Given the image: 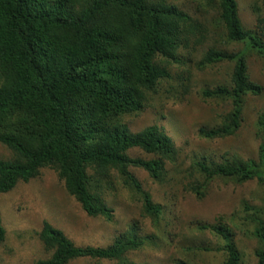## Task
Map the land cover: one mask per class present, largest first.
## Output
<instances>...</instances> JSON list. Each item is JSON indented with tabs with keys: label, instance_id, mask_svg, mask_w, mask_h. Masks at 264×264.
<instances>
[{
	"label": "trees",
	"instance_id": "16d2710c",
	"mask_svg": "<svg viewBox=\"0 0 264 264\" xmlns=\"http://www.w3.org/2000/svg\"><path fill=\"white\" fill-rule=\"evenodd\" d=\"M197 2L191 13L173 0H0V144L11 152L9 159H0V195L53 169L88 216L113 222L107 195L114 190V175L113 180L121 179L140 194L144 217L158 224L163 206L153 202L130 169L162 179L165 161L180 152L163 128L152 125L133 132L126 117L145 111L161 85L173 80L172 66L181 68V85H171L167 92L184 99L195 61L199 72L224 63L232 66L225 81L199 93L204 101L231 106L221 123L199 130L207 140L235 136L249 97L264 95L248 64L249 57H257L264 70V0L251 6L254 29L244 26L236 0ZM211 11L216 15L210 23L198 18ZM230 44L242 48L228 52L218 47ZM204 47L203 56L194 61V51ZM254 125L260 140L256 159L228 153L195 156L190 169L199 174L189 169L181 180L184 188L198 200L217 179L239 185L256 180L264 189V111ZM134 149L152 158L134 159ZM175 169L180 172L179 165ZM260 203H243L244 217L237 225L253 228L256 264H264V194ZM223 220L197 224V230L219 239L216 250L224 255L223 264H245L235 233ZM138 223L129 222L106 247H79L45 221L37 236L50 257L35 264L77 259L138 264L128 257L147 242ZM6 238L0 214V247Z\"/></svg>",
	"mask_w": 264,
	"mask_h": 264
},
{
	"label": "rangeland",
	"instance_id": "374dc122",
	"mask_svg": "<svg viewBox=\"0 0 264 264\" xmlns=\"http://www.w3.org/2000/svg\"><path fill=\"white\" fill-rule=\"evenodd\" d=\"M198 0H173L181 8L195 13ZM240 7V18L247 29L256 27V17L251 6L257 0H236ZM215 12L198 18L206 23ZM228 52L238 51L239 44L218 45ZM204 48L194 51L192 59L199 60ZM249 74L252 80L264 88L263 62L249 57ZM191 64L193 79L190 91L184 99L167 90L173 85L179 89V66H172L173 80L164 82L158 95L152 96L147 108L139 115L126 117L125 121L133 132H139L152 125L163 128L173 139L179 152L172 161L166 160L163 178L153 179L141 168L132 167L131 173L140 182L142 189L152 196L153 202L164 208L161 220L153 224L144 217L143 200L133 188L125 186L121 179L111 177L114 190L107 195V203L113 209V222L102 217H90L81 205L65 190L63 182L53 169H44L41 175L28 183H19L14 190L0 195V214L6 230V240L0 247V264H35L48 259L49 253L37 236L46 221L62 231L76 246L106 247L129 222L138 221L139 235L147 237L145 245L128 254L138 264H223L224 255L216 248L219 239L209 231H198L197 224L216 223L220 218L229 223L235 233V241L242 252L245 264H256L254 250L258 242L250 231L237 225L244 217L243 203L261 205L264 189L256 180L242 185L229 180H215L209 193L202 200L189 193L182 185L183 176L189 175L192 158L201 156L238 155L243 159H256L260 140L255 136V122L264 111V95L249 97L244 110L242 127L235 136L207 140L200 136L203 127L212 128L221 123L223 115L231 109L229 103L209 99L204 101L200 91L212 88L230 73L229 63L218 65L205 72H199ZM225 81V79H224ZM182 151V153H181ZM134 159H151L139 149L130 151ZM11 152L0 144V159H9ZM179 165L180 172H176ZM182 168V169H181ZM191 170V169H190ZM195 174H199L193 168ZM179 174V175H178ZM120 177V176H119ZM121 178V177H120ZM151 240H148L151 238ZM95 260L77 259L69 264H96ZM98 264H118L99 261Z\"/></svg>",
	"mask_w": 264,
	"mask_h": 264
}]
</instances>
